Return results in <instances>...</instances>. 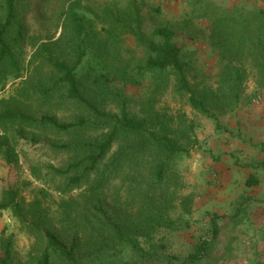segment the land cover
<instances>
[{"label": "trees", "instance_id": "trees-1", "mask_svg": "<svg viewBox=\"0 0 264 264\" xmlns=\"http://www.w3.org/2000/svg\"><path fill=\"white\" fill-rule=\"evenodd\" d=\"M201 5L186 22L146 34L134 3L98 11L72 0L59 14L60 36L37 42L27 63L25 8L0 0V91L28 74L0 98V158L19 166L18 145L26 141L63 159L46 174L32 167L61 194L55 208L46 205L55 200L45 188L27 208L11 184L0 199V211L11 209L35 239L26 264H233L244 256L264 264L241 241L252 199L227 218L212 217L186 255L170 251L171 233L193 225L195 196L184 194L179 164L198 143V123L159 104L170 95L219 125L245 101L247 80L264 91V8ZM202 18L205 28L195 22ZM186 34L212 49L214 82L187 51ZM123 35L134 37L142 56L121 52ZM259 184L248 177L247 186ZM14 247V236L1 239L0 264H19Z\"/></svg>", "mask_w": 264, "mask_h": 264}, {"label": "rangeland", "instance_id": "rangeland-1", "mask_svg": "<svg viewBox=\"0 0 264 264\" xmlns=\"http://www.w3.org/2000/svg\"><path fill=\"white\" fill-rule=\"evenodd\" d=\"M70 1L20 0V4L25 8L28 38L24 53L27 63L36 50L37 42H45L50 37L55 40L60 36L59 14ZM207 1L229 8L237 5L248 10L255 7L264 8L263 0H82V4L85 8L92 7L99 11L106 6L123 8L129 3H134L141 15L142 29L146 34H150L161 24L186 22L193 10L201 11V4ZM195 22L199 28L208 25V21L203 18ZM185 36L181 35V40L185 42L187 51L193 55L197 67L214 82L218 68L212 49L201 36L195 40L189 39L187 34ZM122 39L121 52H124V55L130 50L142 56V49L137 46L133 36L123 35ZM27 77L28 74H25L22 79L9 84L6 90L0 91V98L13 94ZM245 86L244 96L245 101L248 97V103L243 100L239 108L220 119L219 125L194 113L188 105L178 104L170 95H166L159 104L160 108H166L171 113L181 108L189 118L198 123V143L191 156L179 164L186 185L184 194L192 193L195 196L193 225L192 229L181 234L171 233V252L186 255L195 246V238L210 229L208 226L212 217L227 218L234 214L240 202L252 199L253 203L243 211L244 226L249 230L241 236V241L252 247L249 252L255 255L253 260H258L257 253L264 255V91L257 89L252 78L247 80ZM135 110L138 111L139 107ZM18 152L19 166L10 167L0 158V199L5 186L11 184L20 192L27 208L38 190L45 188L55 200L46 205L50 204L55 208V202L60 200L61 194L55 185H47L35 177L32 167L37 165L40 172L46 174L48 166L62 164V157L41 144L33 145L26 141L19 143ZM251 174L258 176L259 185L247 186V179ZM10 235L14 236L17 263L26 264L31 257L35 239L11 209L1 210L0 241ZM250 241L251 243H248ZM256 244L258 250L253 247H256ZM222 251L223 246L219 244L214 253L219 255ZM262 255L259 261L264 259ZM248 259V256H244L243 260L233 264H250ZM203 264L216 263L209 260Z\"/></svg>", "mask_w": 264, "mask_h": 264}]
</instances>
